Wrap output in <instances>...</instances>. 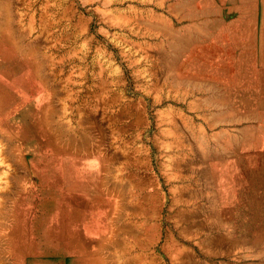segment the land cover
<instances>
[{"label": "rangeland", "instance_id": "rangeland-1", "mask_svg": "<svg viewBox=\"0 0 264 264\" xmlns=\"http://www.w3.org/2000/svg\"><path fill=\"white\" fill-rule=\"evenodd\" d=\"M238 1L0 0V26L9 21L5 26L42 67L40 88L35 83L31 88L44 102L47 147L60 141L81 149L101 140V132L114 149L128 139L149 142L153 121L160 119L155 111L175 107L177 155H211L216 139L207 123L211 117L194 116L192 108L207 103L200 97L212 86L199 79L217 69L226 79H243L223 86L219 105L241 116L236 123L241 154L256 151L257 179L263 177L264 127L248 139L245 116L264 110V4ZM137 112L144 115L138 118ZM231 131L223 134L226 145ZM201 140L203 147L191 149ZM45 156L0 127V264H22L11 251L10 229L26 197L38 194ZM253 247L256 261L242 259L250 253L244 246L225 262L264 264V245Z\"/></svg>", "mask_w": 264, "mask_h": 264}, {"label": "crops", "instance_id": "crops-1", "mask_svg": "<svg viewBox=\"0 0 264 264\" xmlns=\"http://www.w3.org/2000/svg\"><path fill=\"white\" fill-rule=\"evenodd\" d=\"M205 79L199 82L212 87L200 101L207 103L192 109L194 116L211 117L207 123L216 138L211 155H177L175 107L155 111L160 119L153 121L149 142L128 139L114 149L103 132L101 140L81 149L53 142L37 179L38 194L14 212L9 240L15 259L22 264H228L245 246L250 253L242 259L256 261L251 246L264 245V173L258 180L256 151L241 154L236 127L241 116L219 105L223 86L243 79H226L217 69ZM245 117L250 139L264 127V110ZM226 128L232 130L227 145ZM204 144L194 141L191 149ZM224 247L229 255L221 253Z\"/></svg>", "mask_w": 264, "mask_h": 264}, {"label": "bare ground", "instance_id": "bare-ground-1", "mask_svg": "<svg viewBox=\"0 0 264 264\" xmlns=\"http://www.w3.org/2000/svg\"><path fill=\"white\" fill-rule=\"evenodd\" d=\"M4 24H9V21ZM5 25L0 26V127L14 131L37 154L49 156L53 144L50 147L49 142L47 147L48 139L43 124L44 102L41 97L38 100L35 98L38 94L33 96L31 88L32 83L40 88L37 80L42 67L29 53V48L24 47ZM229 251L230 248L224 247L221 253Z\"/></svg>", "mask_w": 264, "mask_h": 264}]
</instances>
